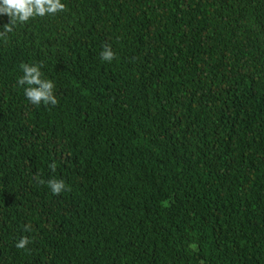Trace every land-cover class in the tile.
<instances>
[{
	"label": "trees",
	"instance_id": "obj_1",
	"mask_svg": "<svg viewBox=\"0 0 264 264\" xmlns=\"http://www.w3.org/2000/svg\"><path fill=\"white\" fill-rule=\"evenodd\" d=\"M62 2L0 16V264H264V0Z\"/></svg>",
	"mask_w": 264,
	"mask_h": 264
},
{
	"label": "clouds",
	"instance_id": "obj_2",
	"mask_svg": "<svg viewBox=\"0 0 264 264\" xmlns=\"http://www.w3.org/2000/svg\"><path fill=\"white\" fill-rule=\"evenodd\" d=\"M65 10V4L62 0H0V16H7L10 23L3 29L4 32H11L17 24L29 22L37 17L54 16ZM3 35V33H0ZM101 58L104 61L111 62L114 58V53L105 47L101 52ZM41 64L21 63L19 65L22 75L17 78V85L23 87L24 96L33 104L39 106L41 102L45 105H56L58 100L53 96L54 82L47 78H42L43 73L40 71ZM38 86V87H34ZM55 171L56 163L50 165ZM45 183V181H41ZM47 186L54 195L61 194L62 191H67L68 186L65 181L60 179H49ZM29 243L28 238H22L16 244L18 249H24Z\"/></svg>",
	"mask_w": 264,
	"mask_h": 264
}]
</instances>
